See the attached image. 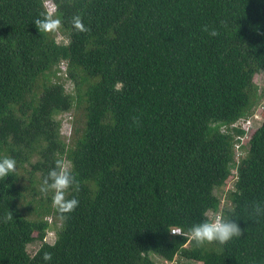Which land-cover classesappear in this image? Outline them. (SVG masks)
Here are the masks:
<instances>
[{"label":"trees","instance_id":"1","mask_svg":"<svg viewBox=\"0 0 264 264\" xmlns=\"http://www.w3.org/2000/svg\"><path fill=\"white\" fill-rule=\"evenodd\" d=\"M48 1L55 33L34 22ZM260 72L264 0H0V155L18 162L0 179V264H264V109L238 163L232 127L264 100ZM77 108L67 144L58 116ZM58 159L78 185L66 220L35 189ZM230 182L221 217L241 237L197 246L188 229Z\"/></svg>","mask_w":264,"mask_h":264},{"label":"clouds","instance_id":"2","mask_svg":"<svg viewBox=\"0 0 264 264\" xmlns=\"http://www.w3.org/2000/svg\"><path fill=\"white\" fill-rule=\"evenodd\" d=\"M41 18L34 20L39 32L55 33L62 27V20L52 12H44ZM72 24L77 30H84V25L79 16L73 17ZM210 36L218 35L217 31L207 26L204 28ZM18 162L14 157L0 155V179L13 176L18 171ZM78 191V185L72 173L67 170L62 159L55 161V167L50 169L43 177L38 194L41 198L50 199L61 220H66L68 216L78 207L79 200L70 195L71 192ZM12 214L9 218H12ZM188 234L197 246L215 244L224 246L236 238L241 237V229L232 219H225L219 215L211 219H203L201 222L194 223L189 229ZM45 261L51 260L50 253L43 256Z\"/></svg>","mask_w":264,"mask_h":264},{"label":"rangeland","instance_id":"3","mask_svg":"<svg viewBox=\"0 0 264 264\" xmlns=\"http://www.w3.org/2000/svg\"><path fill=\"white\" fill-rule=\"evenodd\" d=\"M46 9L49 12H53L54 11V5L52 2L48 1L45 3ZM54 13V12H53ZM62 41V37L57 36V42H61ZM65 70H66V65L62 64L60 66V72L58 74L59 78H60V82L63 83L65 85L66 91L68 93H73V88H72V84L71 82L67 81L65 79ZM254 84L257 86L258 88V93L259 94H263V98H264V72H260L258 74L255 75L254 77ZM262 98V99H263ZM261 99V100H262ZM264 100L260 101L259 106L263 103ZM256 109V108H255ZM254 109V110H255ZM82 109L81 108H77L74 109L68 113H64L60 116H58V119L61 121V136L62 139L67 143H71V139H72V134H73V127H74V122L75 120H81L82 119ZM80 127H83L82 125ZM34 162V161H33ZM65 166L66 168H68L69 164L67 162H65ZM26 168H28V166H25ZM23 175L27 176L26 171H22ZM37 179L39 178V176L36 177ZM232 183L230 182L227 186H225L223 189H219L216 190L214 193L215 195L220 199V208L219 211L224 212V210H228L231 208L232 203L231 201L227 198V195L230 191H232ZM39 185L35 186L36 191H38ZM37 199H39V196H37ZM209 217H212V213L209 212L207 214ZM53 221L52 217H48V222L51 223ZM45 241L48 244H53L55 241V228L53 229L52 225H50V228L47 232V236L45 238ZM39 248V243H34L31 244L27 247V252L29 253V255L33 256L35 254V252L37 251V249ZM154 259L155 262H157L158 264H164L163 261L159 260L158 257H152ZM170 264H197L194 262H190L187 260H183L180 258H176L172 263Z\"/></svg>","mask_w":264,"mask_h":264},{"label":"built area","instance_id":"4","mask_svg":"<svg viewBox=\"0 0 264 264\" xmlns=\"http://www.w3.org/2000/svg\"><path fill=\"white\" fill-rule=\"evenodd\" d=\"M54 11H55V8H54ZM263 109H264V101L260 106L256 108V111L252 114L251 117L246 118V119H241L232 125V127L240 128L241 130L245 132V136L237 138L239 139L240 142L236 143L234 146L235 151H236V158H235L236 163H238L239 159L245 155L244 151L242 150V147H244V145L247 144L249 137H250V132L257 129V127L262 123L263 118L261 114H262ZM232 173L235 174L236 171L232 170ZM216 215L221 216V211H218ZM171 233L179 234V235L181 234L180 230L178 229H173Z\"/></svg>","mask_w":264,"mask_h":264}]
</instances>
